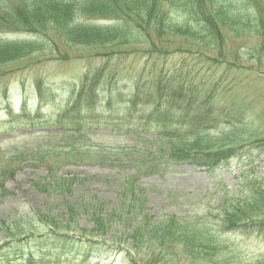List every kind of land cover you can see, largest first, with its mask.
<instances>
[{"label":"trees","instance_id":"16d2710c","mask_svg":"<svg viewBox=\"0 0 264 264\" xmlns=\"http://www.w3.org/2000/svg\"><path fill=\"white\" fill-rule=\"evenodd\" d=\"M29 1L25 3V13L5 10V25L0 30V69L17 67L25 62L36 66L41 61L34 60L31 54L43 51L54 54L56 61L109 59L132 54L147 57L148 61L158 58V61L152 63L155 72H151L148 78L141 74L130 83H124L114 75L104 78L105 65L90 68L79 82H71L73 94L59 115L43 117L41 105L30 108L24 98L19 115L23 117L17 118L31 121V129L56 127L66 136L81 134L94 126H111L116 130L137 128L140 139L145 134L154 133L158 137L156 140L171 142L172 147L166 148L173 153H129L128 156L97 153L101 159L97 162L100 163L123 156L134 164L132 175L121 178L109 175L102 179L107 186L116 187L117 205L88 195L91 178L65 177L57 171L58 168L49 167L47 182H33L32 188L60 202L47 206L44 213L28 215L25 219L10 216L0 222L1 262H8L10 256H15L22 264H27L26 261L36 264V253L48 252L58 256V260L67 257L65 264L70 261L76 264L96 261L100 264L105 253L112 250L117 255H124V261L130 264H181L185 259L191 264H211L215 262L214 256L229 249L227 242L231 233L240 230L245 234H264V220L245 217L250 207L259 205L256 201L250 203L248 197L261 194L263 187L249 185L248 190L241 191L240 195L236 189L227 188L221 195L211 196L210 206L187 208L198 199L207 198L209 192L202 197L194 196L188 204L181 203V213L169 211L171 205L166 204L163 208L166 211L152 214L148 208L150 195L146 194L147 189L141 182L146 176L162 179L170 164L184 162L188 166L216 169L233 160L242 162L243 154L238 152L246 148L245 145L264 148V139L249 136L215 148L217 141L210 137V133L214 129L224 133V123L231 127V134L237 130L241 133L243 127L246 132L251 129L245 122L233 123L232 109L226 111L216 107L210 98L213 93H204L201 99L198 95L202 93L192 91L189 83H181V78L176 83L178 78L173 70L156 65L176 53L206 54L196 52L199 49L209 53L206 57L218 54L216 56L222 58L228 44L244 41L242 49L248 52V60H256L258 68L264 69L263 9L253 10L247 1L237 5L238 0ZM177 4H181L179 11L173 10ZM174 13L179 17H174ZM10 33L21 37L8 38ZM251 40L255 45L251 46ZM47 46L49 49H45ZM239 50L236 54L235 49L232 50L231 57L239 56ZM27 58L31 61H26ZM69 83L63 81L57 86L37 80L34 89L39 97L56 100L55 92L64 90ZM177 97L181 100L179 106L175 102ZM185 97L188 99H181ZM164 104L177 105L179 114L169 111L138 114L142 107ZM122 105L129 107L128 114L121 117L107 115L108 111ZM13 111L12 105L7 103V116L12 117ZM30 115L32 118H28ZM188 140L205 144L197 153H180L178 148L180 145L187 147ZM57 154L35 153L32 157L37 162H44ZM66 155L67 164L79 159H71L72 154ZM13 161L0 171L10 173L9 178L17 171L13 169ZM7 180L0 184L3 198L10 194L5 189ZM168 197L176 203L185 195L170 192ZM83 221L87 226L82 224Z\"/></svg>","mask_w":264,"mask_h":264},{"label":"rangeland","instance_id":"374dc122","mask_svg":"<svg viewBox=\"0 0 264 264\" xmlns=\"http://www.w3.org/2000/svg\"><path fill=\"white\" fill-rule=\"evenodd\" d=\"M27 1L0 0V30L2 25H5L3 22L5 10L25 13ZM244 1H247L253 10L257 8L264 10V0H238L237 5ZM180 9L181 4H177L173 10L179 11ZM173 16L179 17V14L174 13ZM7 37L13 39L19 38L21 35L10 33ZM251 42V46L255 45L254 40ZM242 46H245L244 41L228 44L226 53L222 58L217 57L218 54H211L210 57H206L205 55L209 53L205 49H199L196 52L206 54L200 56L192 52L176 53L156 64H160L159 68L173 70L178 78L176 83L179 78H181V83H189L192 91L202 93L198 95L201 99L204 93H213L210 98L216 107L226 111L232 109L233 123L245 122L251 129L246 132V127H243L241 133L237 130L231 134L229 132L231 127L227 125L228 123H224L223 127L226 130L224 133L215 129L210 133V137L216 139L215 142L217 141L215 148L230 145L232 141L242 140L248 136L258 140L264 139V69L258 68L259 62L256 60H248L250 56L246 50L242 49ZM45 49H49V46ZM234 49L235 54L240 49V54L236 58L230 55ZM31 55H33L34 60L39 59L41 63L33 66L32 63L25 62L17 67L0 69V74L6 71L4 77L0 78V171L13 160V169L14 171L17 170L11 178H9L10 173L0 172V184L8 179L5 183V189L10 193L6 198H3L0 189V197H2V200L0 199V222L2 223L4 219L10 216H20V218L25 219L28 215H38V212L44 213L47 206L51 207L60 202V200L48 198L45 194H39L32 188L33 182H47L49 167L58 168L57 171L65 177L76 176L82 180L87 177L91 178L90 184L88 183V195L91 198L99 197L107 203L117 205L116 187L107 186L102 179L109 175L117 178L132 175L134 164L129 160L130 158L123 156L119 157L120 160L115 157L114 161L107 159L105 163H100L97 162V160H101L97 153H119V155L123 153L126 156L130 155L129 153L168 154L173 153L170 152L173 150L166 148L172 147L171 142L169 144L168 141L156 140L158 137L154 133L145 134L140 139L137 128L116 130L111 129V126L106 128L94 126L81 134L66 136L63 133L60 134L56 127L31 129V121L30 123L21 120L17 116L21 113L22 99L24 98L28 100L30 108L41 105L43 117L59 115L73 94L72 89L74 87L71 82L74 80L79 82L90 68L97 69L99 66L105 65L104 78L114 75V77L122 79L124 83H130V81L142 76L141 74L148 78L151 72H155L152 63L158 61V58L148 61L147 57L132 54L111 56L109 59L81 60L69 58L56 61V56L48 54L47 51ZM25 60L31 61L30 58ZM244 65H253L255 68L244 70L246 67ZM37 80H42L47 84L55 83L57 86L58 84L61 86L63 81L70 83L69 85L66 84L64 90L55 92L56 100H54L47 96L39 97L35 93L34 84ZM179 99L178 97L175 99L178 106L181 103ZM181 99H188V97ZM7 103H10L14 109L12 117L5 113ZM177 105L168 106L164 104L160 107H142L138 110V114L141 112L156 114L164 111L179 114ZM105 111L106 109H104ZM129 112V107L122 105L108 111L107 115L121 117ZM28 118H32L31 115ZM219 121L221 120L219 119ZM187 143V147L180 145L178 148L180 153H197L199 148L205 144L203 142L195 143L193 140H188ZM243 147L246 148L238 152L243 154L242 162L233 160L229 164L209 170L206 167L188 166L184 165V162L175 161L178 164H170L167 168V174L162 179L158 176L142 177L141 182L143 187L147 189L146 194L150 195L148 197L149 211L152 214H160L166 211V209L163 210L164 206L170 204L171 207L167 205L170 207L169 211L181 213L183 209H179L180 204L192 201L194 196L202 197L210 192L207 198H197L198 202L189 205L187 208L210 206L211 196L221 195V192L227 188L236 189L238 195L242 193L241 191H247L249 185L264 188V148H256L250 144ZM98 148L117 150L99 151ZM35 153L58 154L47 158L44 162H37L32 157ZM66 154H72L70 155L71 159L73 157L79 159L67 164L68 157ZM262 190L261 194L255 193L248 197L250 203L256 201L259 205L250 207L245 214L246 218L257 219L256 221L264 220V189ZM170 192L180 196L185 195V198L175 203L168 197ZM55 213L60 212L55 211ZM82 224L87 226L84 221ZM230 235L227 242L229 249L223 251L221 255L214 256L215 262L211 264H264V234H245L238 230ZM123 256L117 255L111 250L105 253L100 264H130L124 261L125 256L124 258ZM10 257L11 261L10 259L8 262H6L7 260L0 261V264H22L17 257ZM34 260L36 264H53L58 261H60L59 264H65L67 257L58 260V256L47 252L36 253ZM26 263L28 264L27 261ZM66 264L76 263L70 261ZM89 264H98V262L92 261ZM181 264L191 263L185 259L181 261Z\"/></svg>","mask_w":264,"mask_h":264}]
</instances>
